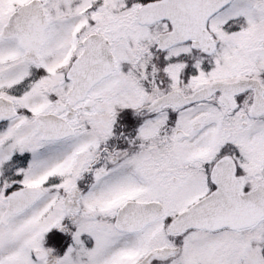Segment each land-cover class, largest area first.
<instances>
[{
	"label": "snow or ice",
	"instance_id": "1",
	"mask_svg": "<svg viewBox=\"0 0 264 264\" xmlns=\"http://www.w3.org/2000/svg\"><path fill=\"white\" fill-rule=\"evenodd\" d=\"M0 264H264V0H0Z\"/></svg>",
	"mask_w": 264,
	"mask_h": 264
}]
</instances>
